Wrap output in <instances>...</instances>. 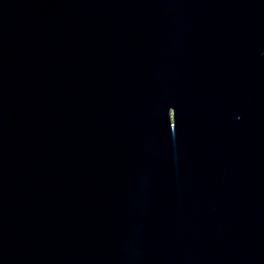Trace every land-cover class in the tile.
<instances>
[{
    "label": "water",
    "instance_id": "obj_1",
    "mask_svg": "<svg viewBox=\"0 0 264 264\" xmlns=\"http://www.w3.org/2000/svg\"><path fill=\"white\" fill-rule=\"evenodd\" d=\"M0 264H264V0H0Z\"/></svg>",
    "mask_w": 264,
    "mask_h": 264
}]
</instances>
